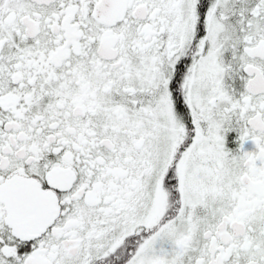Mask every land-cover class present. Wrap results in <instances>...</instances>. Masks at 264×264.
<instances>
[{
  "label": "snow or ice",
  "instance_id": "1",
  "mask_svg": "<svg viewBox=\"0 0 264 264\" xmlns=\"http://www.w3.org/2000/svg\"><path fill=\"white\" fill-rule=\"evenodd\" d=\"M0 264H264V0H0Z\"/></svg>",
  "mask_w": 264,
  "mask_h": 264
}]
</instances>
